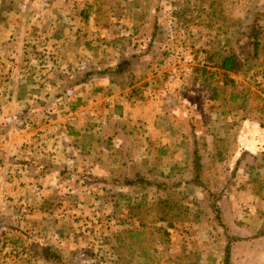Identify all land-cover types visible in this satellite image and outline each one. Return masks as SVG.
Listing matches in <instances>:
<instances>
[{
    "label": "rangeland",
    "instance_id": "obj_1",
    "mask_svg": "<svg viewBox=\"0 0 264 264\" xmlns=\"http://www.w3.org/2000/svg\"><path fill=\"white\" fill-rule=\"evenodd\" d=\"M37 7L53 31L31 45L30 113L79 131L52 149L56 178L34 181L27 159L0 170L22 179L4 192L0 175V264H223L227 246L264 264V0H0V19Z\"/></svg>",
    "mask_w": 264,
    "mask_h": 264
},
{
    "label": "crops",
    "instance_id": "obj_2",
    "mask_svg": "<svg viewBox=\"0 0 264 264\" xmlns=\"http://www.w3.org/2000/svg\"><path fill=\"white\" fill-rule=\"evenodd\" d=\"M36 9L30 14L31 19H29V23L24 22V20H26V14L21 15V20L18 18V15H15L20 21L13 23L5 22L3 20L1 21L0 19V48H2L0 50V125L3 123L5 117L8 116L12 122L10 123V128H12V132H14L11 133L8 140H5L6 131L2 129V126H0V170L3 171L6 169L7 171L8 168H6V166L12 161H24L27 159L31 162H21L22 165L29 167L26 173L31 174V179L41 183L42 181L48 179L50 175H52L53 178H56L60 173V169H64L60 167L64 165L65 161H67V159H63L59 165L57 156L54 154L55 152L52 149H58L56 144L58 142V144L62 143L61 141L65 138L64 135H67V141H72L73 137L70 136V134L72 135L73 132L79 130L67 128V130L63 132L62 126L60 128V124H57L58 120H51L48 122L40 120L36 122V118H34L33 113H30L36 108L31 106L32 100L29 98L38 97V95H36V93H38L36 92L38 91L37 86L34 85L35 78L31 75V73L26 74L28 79L24 76L28 70L27 66L31 65L33 60L31 54L34 51L32 50L31 45L37 43L36 40L38 41L41 38L40 36H45L41 32L53 31V23H45L44 21H41V19H38V17L43 16L46 13H42L44 12L41 10L42 8L38 9L37 7ZM52 35H50V37H53ZM69 41L70 40H68L66 44H62V46L65 45L66 49L68 46L77 47L78 44ZM62 43H64V41H62ZM58 53L61 52H57L55 49L54 54L56 55V58L52 59L51 64H58V61H62L61 57L64 56L59 58L57 56ZM15 71H21L22 75L19 73H14ZM110 74L112 73L105 75L95 73V75L100 77L99 80L109 78L112 76ZM56 76L57 74H53V78ZM63 81L64 80L60 76L59 78L52 80L53 86H51V89L47 88L48 94L46 95H48V100L51 101V98L54 94L58 96L59 93L65 89L62 87L60 90V86ZM79 83L83 84L85 87L87 79L80 80ZM102 87L104 91L105 85ZM100 89H98V91ZM21 93L23 96H21ZM15 119H17L18 124H24L23 127L18 128L17 123L14 124L13 121ZM34 124L37 126L43 124L46 127L45 132H47L48 128H51L53 125L55 126L53 130H51V135L29 136L30 134L27 132L37 128V126H34ZM62 154H64V152H62ZM68 157L71 158L69 154L68 156H65V158ZM0 175L4 180V192H8L9 188H11L13 191H18V181H22L19 174L17 175V178L12 179H9V177H6L5 175ZM11 181L14 184L17 182V185L14 187V184L11 183ZM5 200V197H0V213H2V210L4 209L3 205ZM1 220L2 218H0V243L9 244L4 237L3 230L5 229ZM1 248L0 255H2Z\"/></svg>",
    "mask_w": 264,
    "mask_h": 264
},
{
    "label": "trees",
    "instance_id": "obj_3",
    "mask_svg": "<svg viewBox=\"0 0 264 264\" xmlns=\"http://www.w3.org/2000/svg\"><path fill=\"white\" fill-rule=\"evenodd\" d=\"M254 39H257V35H253ZM253 49H254V54L257 55L259 52V49L261 48L260 43L258 42V40H254L253 42ZM121 64H119L117 67V70H114L113 68H107L104 70H101L99 73L101 75H105L108 73H122L123 71H125V66H123ZM241 67V63L238 60V57L235 54H228L226 56H221L220 57V62L217 65V68H219V70H221L224 74H228V73H237L240 70ZM223 264H231L230 262V247L227 246L226 250H225V258H224V262Z\"/></svg>",
    "mask_w": 264,
    "mask_h": 264
},
{
    "label": "built area",
    "instance_id": "obj_4",
    "mask_svg": "<svg viewBox=\"0 0 264 264\" xmlns=\"http://www.w3.org/2000/svg\"><path fill=\"white\" fill-rule=\"evenodd\" d=\"M0 157H1V155H0ZM0 191H1V181H0ZM0 244H2L3 247H6V246H4L3 243H0Z\"/></svg>",
    "mask_w": 264,
    "mask_h": 264
}]
</instances>
